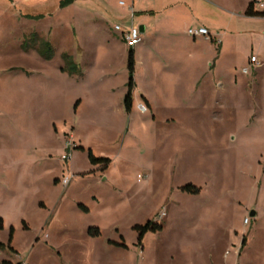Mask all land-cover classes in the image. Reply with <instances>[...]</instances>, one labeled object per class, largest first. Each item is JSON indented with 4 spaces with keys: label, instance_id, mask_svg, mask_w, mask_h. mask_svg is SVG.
<instances>
[{
    "label": "rangeland",
    "instance_id": "374dc122",
    "mask_svg": "<svg viewBox=\"0 0 264 264\" xmlns=\"http://www.w3.org/2000/svg\"><path fill=\"white\" fill-rule=\"evenodd\" d=\"M95 1L100 10L72 25L70 11L54 8L60 0H19L53 16L9 15L0 26V264H264V22L245 15L247 0L203 6L226 51L178 26L168 46L179 49L137 58L155 120L138 101L129 117L131 49L115 27L149 19L155 29L165 15L141 11L162 0ZM64 52L84 77L61 72ZM80 145L111 159L109 172ZM148 223L162 231L139 242L135 228Z\"/></svg>",
    "mask_w": 264,
    "mask_h": 264
},
{
    "label": "crops",
    "instance_id": "0c3cea01",
    "mask_svg": "<svg viewBox=\"0 0 264 264\" xmlns=\"http://www.w3.org/2000/svg\"><path fill=\"white\" fill-rule=\"evenodd\" d=\"M63 1L64 0H60V3H62ZM94 1L95 0H73V3L70 6H66L64 8H62L61 6H54V8L56 10L59 7L60 11L62 10L70 11V13H72L71 24L73 25V22H74L73 20H76V18H80L85 11L94 12L95 10L96 11L100 10V5L96 4L97 1L95 2ZM10 2H11V6H0V26L3 25L5 17L9 15L17 19L26 18L30 20H40V21L46 20L53 16L54 8H52L51 6H18L19 0H10ZM157 6H161V8L160 9L151 8L150 10L141 11V13H144L146 15H149V14L154 15L156 19L158 18L159 15H165L166 18H164L163 20H158L157 27H155V29H154V26L151 25V22L149 19L146 20L147 22L142 23L139 26L142 32L143 41L137 48L133 50L134 58H135V74H134L135 88L132 94V99H133L132 111L130 113H127L125 109V103L123 104L124 111L126 115L129 117L133 115L134 110L136 108L135 107L136 101H138V109L144 114H148L151 112L153 114L152 117L155 120L153 99L148 89H146L145 86L140 85L139 82L136 80L137 58L143 56L144 54L145 55L148 54L149 56L151 55L153 56L154 54L156 56L158 54L157 56L164 57L167 54H170L173 51L179 49L177 46L175 47V49L170 48L168 46V43H170V41L174 42L176 40L175 31L178 26L185 24L188 26L189 29L206 28L210 33V37L205 38V39L203 38L202 41H204L205 43H208L210 47L213 44L219 43L220 46L215 47V50L219 56L222 54V52L226 51V49L224 48V44H223L224 42H222L221 39L218 40V37L221 36V32H222L221 28L219 27L220 25L219 22L213 18L204 16L200 12L203 6H226L223 1L221 0H212V1L211 0H162V2L159 3ZM243 6H246L245 15L249 19L264 22V16H261L255 12H253L255 14L254 16L247 15V11L251 7V0H247ZM30 10H33L34 12L32 11L33 13H30L29 12ZM107 10L108 11L105 10V13H103L104 16H111L112 11L110 9H107ZM134 14H135L134 18H136L137 12L135 8H134ZM122 27L125 28L124 25H122ZM74 33L76 34L75 31ZM117 33L120 35V38L123 41L121 34L119 32ZM198 38H193V39L194 41H196ZM262 39L264 40V37ZM47 43L50 44V42H47ZM64 56L69 57V60L73 64V66L68 67L65 61L63 60L64 65L61 66V72L68 74L70 76H80L81 78L84 77V73L80 67V64L77 63L75 57L67 54L66 52L62 54V59ZM255 56L257 55L255 54ZM153 59H155L154 56H153ZM155 60L156 62L159 61L158 58H156ZM249 65H250V62H249ZM244 69L245 68H243V70ZM166 90L171 91L172 89L170 87H167ZM127 93H128V84H127V91L125 93L123 102H125V97ZM80 104H81L80 100H78L75 103L74 105L75 111L78 110ZM142 108H145V110H143ZM81 147L83 148V151L81 152L86 153V154L88 150H91V149H86L83 146ZM94 168H97V167H94ZM70 169H71V164H70ZM89 229L87 230V235L90 238L98 239L101 237V235L97 238L91 237L89 235ZM97 229L100 231L99 228ZM109 244L112 246H115L114 242H109ZM117 248H120V247H117Z\"/></svg>",
    "mask_w": 264,
    "mask_h": 264
},
{
    "label": "trees",
    "instance_id": "16d2710c",
    "mask_svg": "<svg viewBox=\"0 0 264 264\" xmlns=\"http://www.w3.org/2000/svg\"><path fill=\"white\" fill-rule=\"evenodd\" d=\"M73 3V0H64L62 3H61V7L64 8L66 6H69ZM247 15L248 16H254L255 14L253 13L252 11V8L250 7L247 11ZM41 42V46L44 47V48H47L48 49V53L45 54V53H41L40 55L47 61H50L53 56H54V49L53 47L47 43V42H43V41H40ZM63 60L65 61L66 65L68 67H72L73 64L70 62L69 60V57L68 56H64L63 57ZM128 69H129V74H130V80H129V83H128V93L125 97V109L127 111V113H130L132 111V106H133V99H132V94H133V91H134V88H135V84H134V74H135V58H134V52L133 50L130 51V54H129V61H128ZM76 150H80V151H83V148L81 146H78L76 148ZM67 154L70 153V151L67 149L66 150ZM87 157H88V160H89V163L94 166V167H97L100 169L101 172H106L110 169L111 167V164H112V161L111 159H108V158H98L96 157L93 152L91 150H88L87 151ZM186 191H189L190 193L192 194H196L197 191L193 190L191 187H186L185 188ZM85 211L88 212V209L85 208ZM5 228V225H4V220L2 218H0V232H2ZM135 230L138 232V235H139V242H142V240L144 239L145 235L148 234L149 232H158V231H162V228L161 227H156V226H153L152 224H147L145 226H136ZM89 235L91 237H94V238H97L101 235L100 231L95 228V230H93L92 228L89 229ZM12 239H13V230L11 231L10 233V239H9V243H12ZM114 245L116 247H120V248H126V246L124 245H120V244H115ZM4 245L3 244H0V247H3Z\"/></svg>",
    "mask_w": 264,
    "mask_h": 264
},
{
    "label": "built area",
    "instance_id": "2783aa9c",
    "mask_svg": "<svg viewBox=\"0 0 264 264\" xmlns=\"http://www.w3.org/2000/svg\"><path fill=\"white\" fill-rule=\"evenodd\" d=\"M121 5L124 6V3H121ZM251 8L253 12L261 16H264V0H251ZM134 16H135L134 9H131L130 18L134 19ZM115 30L121 34L124 43L131 50H134L135 48H137L143 41L142 32L140 28L136 27L133 23L131 26H127L125 28L122 26H116ZM188 34L192 38H198V37L209 38L210 37V33L206 28L189 29ZM251 63L254 65H257V64L259 65L258 58L253 57L251 59ZM243 72L248 73V69L245 68ZM142 109L145 110V108H142ZM67 149L70 151V153L66 154L64 160H67L71 157V150L69 146L67 147ZM69 182H70V178H66L63 181V185L68 186Z\"/></svg>",
    "mask_w": 264,
    "mask_h": 264
},
{
    "label": "water",
    "instance_id": "95a60500",
    "mask_svg": "<svg viewBox=\"0 0 264 264\" xmlns=\"http://www.w3.org/2000/svg\"><path fill=\"white\" fill-rule=\"evenodd\" d=\"M255 214L253 213V216H254Z\"/></svg>",
    "mask_w": 264,
    "mask_h": 264
}]
</instances>
